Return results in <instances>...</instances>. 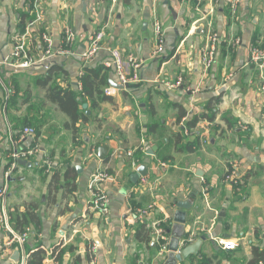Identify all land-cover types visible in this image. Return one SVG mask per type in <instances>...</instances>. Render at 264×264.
Here are the masks:
<instances>
[{
  "label": "crops",
  "instance_id": "1",
  "mask_svg": "<svg viewBox=\"0 0 264 264\" xmlns=\"http://www.w3.org/2000/svg\"><path fill=\"white\" fill-rule=\"evenodd\" d=\"M42 2L43 19L28 38L30 55L43 54L41 33L59 45L66 26L76 32L74 54L19 67L13 36L21 20H29V6L27 0H0V189L8 185L5 209L13 227L16 214L33 218L21 230H28L27 254L45 251L43 264L78 259L79 264H175L160 253L153 230L155 221L168 219L172 237L206 236L200 255L177 264H264L255 261V249L264 252V89L261 71L250 61V47L264 43V0H240L235 9L227 0ZM155 19L165 35V50L158 56L153 54ZM99 31L104 33L101 49L87 67H107L113 49L144 64L138 82L107 93L110 98L97 107L87 98V108H81L91 118L77 123L75 133L65 126L68 116L48 98L51 84L41 79L47 66L59 64L65 69L59 83L80 90L81 53L88 37ZM214 36L216 61L205 69L201 49ZM111 69L106 88L118 82ZM179 77L181 85L170 88L167 83ZM208 111L214 119L202 116L187 134L186 122ZM26 126L35 128V136H22ZM197 139L198 144L183 146ZM102 145L109 146L104 159L97 156ZM16 146L36 152L30 165L7 176ZM234 159L243 175L239 186L224 181ZM142 165L146 175L133 178ZM99 170L111 175L103 183L111 199L107 216L92 208L89 183ZM181 202L190 207H179ZM3 206L0 197V214ZM178 210L186 212L185 224L175 220ZM142 227L150 240L139 238ZM210 233L238 245L223 249ZM8 240L9 232L0 228V264H17L18 246L7 245ZM214 252L216 262H204Z\"/></svg>",
  "mask_w": 264,
  "mask_h": 264
},
{
  "label": "built area",
  "instance_id": "2",
  "mask_svg": "<svg viewBox=\"0 0 264 264\" xmlns=\"http://www.w3.org/2000/svg\"><path fill=\"white\" fill-rule=\"evenodd\" d=\"M154 4L157 5L160 0H153ZM240 0H227V3L232 6V8H236L239 4ZM32 12L34 14V18L31 19L23 32L17 31L13 36L14 41V52L13 56L20 58L19 67H29L38 62H45L47 59H51L54 55H63L70 56L74 54L73 45L76 39L75 30L66 26L63 30V37L61 43L59 45H55L53 39L47 33H41L42 41L44 43V51L39 59L33 58L30 55L28 48V38L31 35L32 29L41 23L44 15L43 10V2L42 0H32L31 2ZM154 36L156 41V46L154 49V56L160 55L165 50V35H164V27L163 23L159 19H155L153 23ZM104 36L103 31H99L97 33H92L87 40V46L84 51L81 53L82 57V66L79 70V77L83 74L85 67H87L88 63L92 61L97 52L101 49L100 41ZM211 42L201 49V59L203 62V66L205 69H209L213 66L216 61L218 46L216 41V36L211 37ZM250 61L261 71V81L264 89V43L261 45H252L250 47ZM144 64V61L134 55H125L120 49H113L111 51V60L108 61L107 67H111L115 69L116 76L118 78V82H115L119 86H113L106 88L105 93L115 94L120 89H125L132 82H138L140 80V70ZM182 78L174 83H167L170 88H175L181 85ZM78 86L82 89V83L78 80ZM186 130L187 134L193 133V129H188L187 127H183ZM36 131L34 127L26 126L22 130L23 137L35 136ZM201 132L197 133L200 135ZM207 142V140H205ZM36 152L34 148H20L14 147V150L11 153L12 163L10 165L9 171L7 172V176H12V173L19 167L18 161L20 159L32 158ZM128 155L132 157L131 165L133 167L137 166V162L133 157V151H129ZM46 171L49 172L52 167V162L50 159L45 161ZM111 178L110 173L105 170H99L95 172L92 176V179L89 183V190L92 196V208L95 210L97 214L101 216H107L110 212V196L108 192L103 187V183ZM224 181L226 183L239 186L243 184V175L240 171V162L237 159L229 161ZM8 191V185L3 186L0 189V197L4 203L3 210L0 214V228L9 232V240L7 245L17 244L18 249L20 251V259L17 264H27L29 255L25 251L24 245L28 238V230L25 232H19L14 229L11 225L8 217V213L5 209V200ZM148 209H141L138 211V217L142 218L148 212ZM154 234L156 242L159 246V251L161 254H170V244L172 240L169 220H157L154 222L153 226ZM210 237L214 240L217 245H219L223 249H231L236 247L238 244L233 240H227L224 238H220L217 236H213L210 233ZM195 241V237L191 234L187 235L183 239L179 241V247L175 253H179L181 249L189 243ZM97 249L96 244L92 246V252L94 253Z\"/></svg>",
  "mask_w": 264,
  "mask_h": 264
},
{
  "label": "trees",
  "instance_id": "3",
  "mask_svg": "<svg viewBox=\"0 0 264 264\" xmlns=\"http://www.w3.org/2000/svg\"><path fill=\"white\" fill-rule=\"evenodd\" d=\"M31 2L32 0H27L29 11L27 13V17L29 20L27 23L34 18V14L32 12L31 8ZM27 23L23 22L21 20V23L18 27V30L23 32L26 28ZM65 69L59 65V64H51L46 67L47 74L46 76L41 79L43 84H51L50 91L48 93V98L59 105L60 109L68 116L69 122L65 124L68 128H73L75 133L78 130L77 123L82 121H87L91 118V116H87L85 114V110L81 108V105L86 103L85 100L87 98L92 101V104L94 107H97L100 101L107 100L110 97L106 95L105 88L109 86V77L110 73L112 71L111 68L104 66V64H101L96 67H85L83 74L79 77L80 82L82 83V89L80 90H74L71 87H63L59 81L58 78L60 75H62L65 71ZM186 112H181V117L184 116ZM207 115L203 114L201 116H198V114L193 115L190 120L186 122V127L191 129L197 126L198 122L200 121V118L205 117L208 118V120H213V112L208 111L206 113ZM33 127V126H32ZM182 139V133L178 134V139ZM199 140H195L192 143H184L183 146L188 149L189 147H192V144H198ZM11 160H9V163ZM46 168V167H45ZM29 214V213H28ZM13 217V215H12ZM23 217V218H22ZM22 217H20L19 214H16L14 219V229L16 231L24 230L26 227V224H29L30 222H33V218L31 221L30 218L27 216V214H23ZM12 219V218H11ZM13 221V220H12ZM144 224V223H142ZM149 231L145 229V227H142L138 231V236L141 240H150L149 239ZM45 251L38 250L32 254L29 255L27 264H43V261L45 259ZM61 255V254H60ZM204 262L206 261L209 263L205 257L203 258ZM264 261V252L260 251L259 248L255 249V261ZM79 259L77 260L76 264H79Z\"/></svg>",
  "mask_w": 264,
  "mask_h": 264
},
{
  "label": "water",
  "instance_id": "4",
  "mask_svg": "<svg viewBox=\"0 0 264 264\" xmlns=\"http://www.w3.org/2000/svg\"><path fill=\"white\" fill-rule=\"evenodd\" d=\"M111 84L113 86H119L118 84H116L115 82L111 81ZM84 108H87V104L84 103L83 104ZM87 113H90L89 110H86ZM109 151V146L108 145H102L100 147H98L97 149V156L101 159H104L107 155ZM19 166L20 165H30V163L28 162V160L26 159H20L18 161ZM146 175V167L144 165L140 166L138 169V172L134 173L132 175L133 178L138 179L141 176H145ZM179 207L181 208H189L190 205L188 202H181L178 203ZM186 212L182 211V210H178L177 213L175 214V220L178 223L181 224H185L187 221V217H186ZM171 232V230H170ZM206 240V236H200L198 239H196L194 242L187 244L186 246H184L181 251L179 253H175V251H177L178 247H179V241L180 238L178 237H172L171 240V244H170V249H171V253L169 254V259L172 260L175 264H177L178 262H181L185 259H187L189 256L191 255H200L199 251L204 243V241ZM14 259L16 260V262L19 261L20 259V251L16 250L14 253Z\"/></svg>",
  "mask_w": 264,
  "mask_h": 264
},
{
  "label": "rangeland",
  "instance_id": "5",
  "mask_svg": "<svg viewBox=\"0 0 264 264\" xmlns=\"http://www.w3.org/2000/svg\"><path fill=\"white\" fill-rule=\"evenodd\" d=\"M204 257H205L206 260L213 259L216 262L218 254H216V256H215V252L214 253H209V254H206Z\"/></svg>",
  "mask_w": 264,
  "mask_h": 264
}]
</instances>
